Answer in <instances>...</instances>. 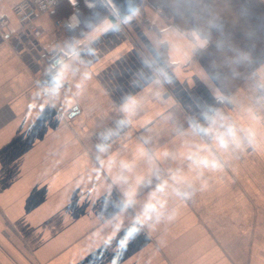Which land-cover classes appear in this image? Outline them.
<instances>
[{
	"label": "crops",
	"instance_id": "crops-1",
	"mask_svg": "<svg viewBox=\"0 0 264 264\" xmlns=\"http://www.w3.org/2000/svg\"><path fill=\"white\" fill-rule=\"evenodd\" d=\"M18 1L0 0V264H264V0H59L38 36Z\"/></svg>",
	"mask_w": 264,
	"mask_h": 264
},
{
	"label": "clouds",
	"instance_id": "clouds-1",
	"mask_svg": "<svg viewBox=\"0 0 264 264\" xmlns=\"http://www.w3.org/2000/svg\"><path fill=\"white\" fill-rule=\"evenodd\" d=\"M129 12H130V14L124 17L125 23L132 20L133 17H135L138 14V9H129ZM105 27L111 29L114 27V25L108 24L107 22H105ZM193 35L195 36L196 34L194 33ZM207 43H208V41L206 39L197 38L195 47L203 48L207 45ZM55 63H59V61H56ZM85 78L86 79L88 78L87 74H85ZM53 79L55 81L56 88H58L60 86V83L62 82V79H63V70H61L59 73H57V75ZM77 87H80V85H77ZM122 110L128 111L127 106H123ZM57 119L59 120L60 118L57 117ZM211 131H212L211 128L205 129L206 133L211 132ZM229 134H231V129H229ZM226 146H227V142L224 139H219V147L225 148ZM99 150L101 152H103V151H105V148L100 147ZM198 163L200 165H202L203 168L210 169V170H216V169H219L221 167V165L218 163L217 160H215L214 158H210V157H204ZM173 179H176V177H173ZM165 185H166V182H163L162 184L158 185L156 192H154L151 195V197L149 198V201L145 204L144 210L141 213V216L138 218V222L140 224L147 223L149 220L152 219L153 215L159 214V209L164 206V202L162 200H157L156 193L164 191ZM204 186L206 187V185H204ZM186 195H188V194H186ZM153 201H156V202H153ZM171 218L172 217H169V219H171ZM103 219H104L103 216H99V215L97 216V220L102 221ZM126 243H127V240H121L118 243V247L126 246ZM111 264H117V260L113 259Z\"/></svg>",
	"mask_w": 264,
	"mask_h": 264
},
{
	"label": "built area",
	"instance_id": "built-area-1",
	"mask_svg": "<svg viewBox=\"0 0 264 264\" xmlns=\"http://www.w3.org/2000/svg\"><path fill=\"white\" fill-rule=\"evenodd\" d=\"M59 0H20L12 7V12L23 27H31L32 33L35 36L40 35L41 31L31 24L36 15L46 13L54 8ZM2 25L7 23L6 19H0ZM75 21L72 15L58 18L54 20V25L57 28H67L74 25ZM53 56V53H50Z\"/></svg>",
	"mask_w": 264,
	"mask_h": 264
},
{
	"label": "snow or ice",
	"instance_id": "snow-or-ice-1",
	"mask_svg": "<svg viewBox=\"0 0 264 264\" xmlns=\"http://www.w3.org/2000/svg\"><path fill=\"white\" fill-rule=\"evenodd\" d=\"M117 255H119V250L117 251Z\"/></svg>",
	"mask_w": 264,
	"mask_h": 264
}]
</instances>
